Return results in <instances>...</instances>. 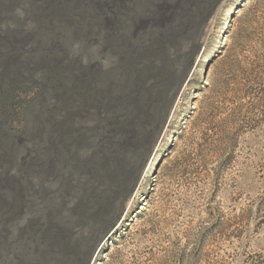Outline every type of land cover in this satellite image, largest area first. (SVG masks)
Masks as SVG:
<instances>
[{
  "label": "rangeland",
  "instance_id": "rangeland-1",
  "mask_svg": "<svg viewBox=\"0 0 264 264\" xmlns=\"http://www.w3.org/2000/svg\"><path fill=\"white\" fill-rule=\"evenodd\" d=\"M76 1L82 6L73 7ZM65 5L87 13L93 35L68 37L70 51L61 62L75 59L95 74L107 69L113 53L96 38L97 2L65 0ZM9 7L16 18L0 27V38L16 21L33 25L31 0H13ZM103 22L107 33L108 16ZM33 49L0 48V67H18ZM40 85L22 83L0 107L8 136L23 147L22 129L33 121L23 114ZM173 92L149 153L114 204L108 194L96 208V165L81 175V191L73 185L65 207L79 202L84 210L71 243L94 235L83 252L72 245L62 250L64 258L71 250L74 264H264V0H222L213 6L199 49ZM41 188L55 197L59 181L46 180ZM30 190L34 202L18 221L46 211L45 197ZM64 258L55 264H69Z\"/></svg>",
  "mask_w": 264,
  "mask_h": 264
},
{
  "label": "trees",
  "instance_id": "trees-1",
  "mask_svg": "<svg viewBox=\"0 0 264 264\" xmlns=\"http://www.w3.org/2000/svg\"><path fill=\"white\" fill-rule=\"evenodd\" d=\"M12 1L1 0L0 27L14 17ZM95 1L96 38L113 53L108 68L96 74L75 59L59 65L70 51L68 37L93 35L87 13L74 11L81 2L69 9L65 0H31L33 25L16 21L14 30L0 38V48L8 51L25 45L43 50L26 53L18 67H0V107L22 83H41L23 114L33 119L22 129L24 147L0 122V264H55L71 245L80 252L88 247L94 233L71 243L73 228L82 226L84 205L66 208L67 196L73 185L81 191V175L96 165V208L108 194L113 204L119 199L149 153L152 132L199 49L209 11L222 0ZM87 122L93 126L86 128ZM53 178L59 194L48 197L42 182ZM31 187L45 197L41 208L46 211L18 221L17 215L34 202ZM70 252L65 256L74 264Z\"/></svg>",
  "mask_w": 264,
  "mask_h": 264
}]
</instances>
